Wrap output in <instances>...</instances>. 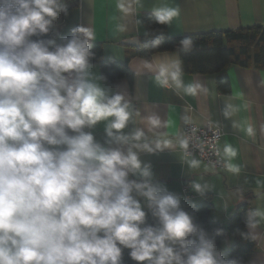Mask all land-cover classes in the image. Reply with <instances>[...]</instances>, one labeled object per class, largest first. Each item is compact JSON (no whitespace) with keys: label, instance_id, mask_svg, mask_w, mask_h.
Returning <instances> with one entry per match:
<instances>
[{"label":"clouds","instance_id":"obj_1","mask_svg":"<svg viewBox=\"0 0 264 264\" xmlns=\"http://www.w3.org/2000/svg\"><path fill=\"white\" fill-rule=\"evenodd\" d=\"M143 7L144 0H116L121 19L133 18L138 28L144 25L137 18ZM152 12L154 23L171 26L180 8L161 4ZM61 15H69L66 0H0V264H122L124 249L138 264H240L223 257L215 238L182 209L179 195L154 181L152 165L140 153L176 145L149 138L143 128L125 131L132 104L101 86L106 77L94 75L95 31L77 26L70 37L56 32L32 39L50 34ZM128 27L121 22L116 30ZM162 43L160 35L143 47L158 49ZM194 45L185 38L177 58L156 64L145 58L142 67L160 88L206 95L207 87L183 79L179 52ZM259 86L264 88V77ZM239 111L226 102L223 115L254 137L252 124L233 120ZM146 119L152 128L161 124L158 116ZM101 123L103 142L89 131ZM183 123L191 131L178 146L187 152L198 128L189 115ZM215 151L227 172L241 171L232 163L238 151L231 144ZM198 166L190 161V167ZM191 188L201 196L210 190L197 181ZM149 211L156 224L147 223ZM262 220L264 211L248 209L250 232L240 235L255 240Z\"/></svg>","mask_w":264,"mask_h":264},{"label":"crops","instance_id":"obj_2","mask_svg":"<svg viewBox=\"0 0 264 264\" xmlns=\"http://www.w3.org/2000/svg\"><path fill=\"white\" fill-rule=\"evenodd\" d=\"M69 15L61 16L54 22V31L66 37L77 26H89L96 33V40L103 46L105 59L125 63L128 56L137 48L123 45L126 40L139 38L140 43L147 35L143 26L137 27L133 18L122 20L116 8V0H67ZM167 4L180 8V15L172 25H166L162 31L150 33L152 38L181 37L199 35L212 32L238 31L241 29L264 26V0H144V7L138 13L139 19L143 15L153 14L152 8ZM128 23V30L120 33L116 30L118 23ZM60 42V41H58ZM177 51L157 53L150 57L152 63L177 58ZM180 56V54H179ZM141 57H133L129 68L133 73V82L117 79L113 86L99 81L110 94L123 93L131 102L134 115L126 132L135 128H143L151 139H169L176 145L175 149H165L162 152L149 154L140 153V158L151 163L154 181L166 185L169 191L181 197V202L198 203L207 197L213 199L216 215L222 223L235 212L242 203L248 202L251 209L264 211V88L259 86L264 77V71L255 68H244L231 65L213 76L184 74L186 84L200 83L208 88V94L196 97L177 95L171 89L158 87L151 78V74L143 69ZM96 76H101L98 65L93 69ZM228 79L230 93L222 94L217 82ZM240 107L233 120L239 123H250L255 128V136L248 137L239 128H234L231 119L223 115L225 103ZM247 103L248 109L243 105ZM138 112L139 115L135 113ZM158 116L161 120L159 127L152 128L147 123L148 116ZM191 116L194 125L202 126L212 122L224 131L220 143L223 146L231 144L238 151L232 161L240 167L239 173H230L225 169L215 171L197 157H186L178 146V139L182 137L184 128L183 116ZM93 131L97 140L104 141V124L101 123ZM199 161V166L190 167L191 160ZM197 181L207 183L210 190L203 196L191 188V183ZM188 186L186 194L183 187ZM189 196L190 198H187ZM227 204V211L224 206ZM147 211V209H146ZM250 230L248 229V233ZM255 250L251 264H264V220L255 230ZM231 243L232 239L227 238ZM225 241V242H226ZM225 244V243H224ZM224 250V248H223ZM222 253V251H219ZM249 264V263H248Z\"/></svg>","mask_w":264,"mask_h":264},{"label":"trees","instance_id":"obj_3","mask_svg":"<svg viewBox=\"0 0 264 264\" xmlns=\"http://www.w3.org/2000/svg\"><path fill=\"white\" fill-rule=\"evenodd\" d=\"M141 20L144 21L143 27L147 33L162 31L166 28V25L153 22V14L143 15ZM71 34L72 31L66 37H70ZM54 35L55 31L53 28L50 34L44 37H33L32 39H48ZM185 38L194 40L195 45L190 52H179L184 74L213 76L231 65L264 71V26L238 31H216L199 35L163 37V43L160 47L152 50H146L143 47V44L151 43L155 39L148 34L142 39L140 47L128 56L125 63H117L105 59L102 44L92 43V51L95 56L91 58V63L99 66L101 76L106 77L104 82L108 86H113L114 81L117 79H126L132 83L133 73L129 68V62L133 57L149 59L157 53L177 51L179 42ZM217 87L222 94L227 95L230 93L228 79L219 80ZM181 207L193 216L194 222L199 227L205 230L210 237L215 238L217 250L222 251L221 254L225 259H235L240 264H248L250 262L255 250V242L251 238L244 239L240 235V233H248L245 223L247 210L251 209L248 202L239 205L225 224L217 217L211 197H207L204 201L198 203L181 202ZM147 223H157L150 211L148 212ZM216 229H223V234L217 235ZM227 238L232 239L233 242L223 250V245ZM130 251V249L123 250L122 264H138L130 257Z\"/></svg>","mask_w":264,"mask_h":264},{"label":"built area","instance_id":"obj_4","mask_svg":"<svg viewBox=\"0 0 264 264\" xmlns=\"http://www.w3.org/2000/svg\"><path fill=\"white\" fill-rule=\"evenodd\" d=\"M80 2V0H76ZM198 128L196 137L192 139L187 152L182 149L186 157H197L203 163L213 168L215 171L224 170L223 160L216 155V149H220V143L224 137V131L221 127L214 125L212 122H206L202 126L195 125ZM191 126H184L182 137L190 135ZM188 186L183 187V193L186 194ZM187 198H190L187 196Z\"/></svg>","mask_w":264,"mask_h":264},{"label":"water","instance_id":"obj_5","mask_svg":"<svg viewBox=\"0 0 264 264\" xmlns=\"http://www.w3.org/2000/svg\"><path fill=\"white\" fill-rule=\"evenodd\" d=\"M137 39L139 40V38H133L131 40H126L125 42H123V45L139 48L141 43H140V40H139V43H137L136 42Z\"/></svg>","mask_w":264,"mask_h":264},{"label":"rangeland","instance_id":"obj_6","mask_svg":"<svg viewBox=\"0 0 264 264\" xmlns=\"http://www.w3.org/2000/svg\"><path fill=\"white\" fill-rule=\"evenodd\" d=\"M229 243H230V241L227 240V241L225 242V244L223 245V248L226 249V248L229 246Z\"/></svg>","mask_w":264,"mask_h":264}]
</instances>
